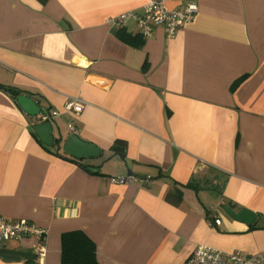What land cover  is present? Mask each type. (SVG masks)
I'll return each instance as SVG.
<instances>
[{"label":"crops","instance_id":"0c3cea01","mask_svg":"<svg viewBox=\"0 0 264 264\" xmlns=\"http://www.w3.org/2000/svg\"><path fill=\"white\" fill-rule=\"evenodd\" d=\"M148 1L0 0V216L45 229L5 240L0 264H61L75 229L101 264H185L199 244L264 251V0H167L198 7L172 36L107 22ZM9 87L99 155L41 143Z\"/></svg>","mask_w":264,"mask_h":264},{"label":"built area","instance_id":"2783aa9c","mask_svg":"<svg viewBox=\"0 0 264 264\" xmlns=\"http://www.w3.org/2000/svg\"><path fill=\"white\" fill-rule=\"evenodd\" d=\"M167 0H149L140 9L128 10L118 13L107 19V22L115 28L132 20L140 30L143 38L151 37L156 27H162L167 36H172L175 31L187 22L191 21L197 13V4L194 1H188L180 8L169 9L166 6ZM83 108L82 102L75 98L68 97L65 101V109L79 113ZM57 111L39 113L36 115L38 122L50 120L58 116ZM69 133L77 132L73 123H68ZM135 179L132 176L127 178L115 179L118 183H124ZM216 224L218 219H214ZM26 235H35L41 242L45 229L36 226L27 219L6 220L0 216V245L9 239H18ZM42 254V253H41ZM185 264H264V251L252 254L242 253L240 251H221L208 245H197Z\"/></svg>","mask_w":264,"mask_h":264},{"label":"water","instance_id":"95a60500","mask_svg":"<svg viewBox=\"0 0 264 264\" xmlns=\"http://www.w3.org/2000/svg\"><path fill=\"white\" fill-rule=\"evenodd\" d=\"M16 101L20 107L31 116H36L40 112L47 113L46 110L41 109L35 100L27 94L17 95ZM54 127V118H51L50 120L35 123L33 125V131L41 143L48 147H53L54 144L57 146L62 145V151L76 160L92 158L99 155V148L95 144L81 139L75 133H68L64 138L63 135L58 132V136L56 137L54 134ZM222 209L234 219L246 223H252L256 218V214L245 207L241 208L239 211H235L231 207L223 205Z\"/></svg>","mask_w":264,"mask_h":264},{"label":"trees","instance_id":"16d2710c","mask_svg":"<svg viewBox=\"0 0 264 264\" xmlns=\"http://www.w3.org/2000/svg\"><path fill=\"white\" fill-rule=\"evenodd\" d=\"M118 37L128 41L129 35L117 31ZM8 90L15 96L19 95L20 91L9 87ZM50 112V111H48ZM195 185L192 179L187 185ZM179 199H174L171 202L177 204ZM61 264H101L95 255L94 242L79 229L70 230L61 234Z\"/></svg>","mask_w":264,"mask_h":264},{"label":"rangeland","instance_id":"374dc122","mask_svg":"<svg viewBox=\"0 0 264 264\" xmlns=\"http://www.w3.org/2000/svg\"><path fill=\"white\" fill-rule=\"evenodd\" d=\"M63 130H64V126L63 127H61Z\"/></svg>","mask_w":264,"mask_h":264}]
</instances>
